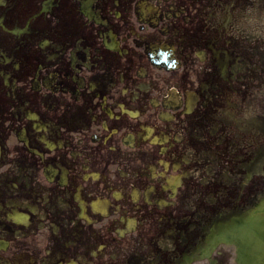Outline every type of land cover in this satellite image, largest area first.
<instances>
[{
	"label": "flooded vegetation",
	"instance_id": "1",
	"mask_svg": "<svg viewBox=\"0 0 264 264\" xmlns=\"http://www.w3.org/2000/svg\"><path fill=\"white\" fill-rule=\"evenodd\" d=\"M251 226L264 0H0V264H240Z\"/></svg>",
	"mask_w": 264,
	"mask_h": 264
}]
</instances>
